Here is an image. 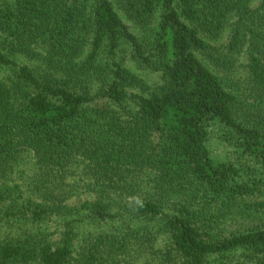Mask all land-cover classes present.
<instances>
[{"label": "trees", "instance_id": "16d2710c", "mask_svg": "<svg viewBox=\"0 0 264 264\" xmlns=\"http://www.w3.org/2000/svg\"><path fill=\"white\" fill-rule=\"evenodd\" d=\"M0 264H264V0H0Z\"/></svg>", "mask_w": 264, "mask_h": 264}, {"label": "rangeland", "instance_id": "374dc122", "mask_svg": "<svg viewBox=\"0 0 264 264\" xmlns=\"http://www.w3.org/2000/svg\"><path fill=\"white\" fill-rule=\"evenodd\" d=\"M125 23L131 28V31L139 37V39L141 40L145 39L143 33L139 31L136 27H134L132 23H130L129 21H126ZM225 34L226 35L224 38L227 39L229 32L227 31ZM127 65L132 70V72L136 74L138 77H140L149 87H155L156 85L161 84L162 82L161 73L141 69L133 65L132 63H127ZM222 151H223V147H218L217 150H215V154L220 155L222 154ZM84 198L86 197L84 196L81 197V199H84ZM75 202H80V199L79 201L77 199L72 200V203H75Z\"/></svg>", "mask_w": 264, "mask_h": 264}]
</instances>
